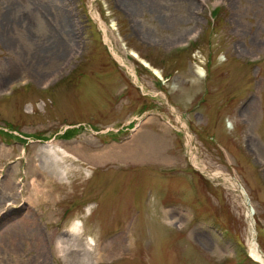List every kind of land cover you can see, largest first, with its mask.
<instances>
[{
  "label": "rangeland",
  "instance_id": "1",
  "mask_svg": "<svg viewBox=\"0 0 264 264\" xmlns=\"http://www.w3.org/2000/svg\"><path fill=\"white\" fill-rule=\"evenodd\" d=\"M254 240L264 0H0V264H264Z\"/></svg>",
  "mask_w": 264,
  "mask_h": 264
},
{
  "label": "bare ground",
  "instance_id": "2",
  "mask_svg": "<svg viewBox=\"0 0 264 264\" xmlns=\"http://www.w3.org/2000/svg\"><path fill=\"white\" fill-rule=\"evenodd\" d=\"M133 55L135 57H138V54L136 51H132ZM145 65H149L147 61H144ZM156 141V140H155ZM157 142V141H156ZM66 152H69L68 150L63 149ZM73 151L75 153H78L79 151L73 149ZM133 151V150H131ZM130 155V151L129 148L126 147L125 144L120 145V144H116L115 146H113L112 148H100V149H96V150H90L86 155L87 158L85 160L86 163H98L100 161H105L108 160L109 158H125L127 155ZM213 176H218L220 175V173L215 172L212 174ZM36 184L35 181L32 182V184ZM33 184V185H34ZM37 185V184H36ZM39 185V184H38ZM233 186H238L239 184H233ZM79 222L81 221L80 219L78 220ZM28 224H32L31 221H28ZM75 228L78 227V224H75L74 226ZM119 249H121V238L118 237L115 241L106 244L102 247H100L99 252L97 253V261H101L102 259L112 256L114 255L116 252L119 251ZM251 255L254 256L257 259H260L261 261L264 262V256L261 253L257 242L254 240V242L251 245ZM95 253V252H94Z\"/></svg>",
  "mask_w": 264,
  "mask_h": 264
}]
</instances>
